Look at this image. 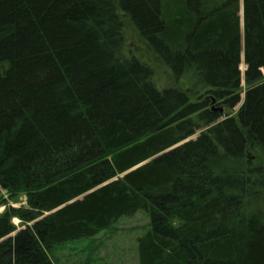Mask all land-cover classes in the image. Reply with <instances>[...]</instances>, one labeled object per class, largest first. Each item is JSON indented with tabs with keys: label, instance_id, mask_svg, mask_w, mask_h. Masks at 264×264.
I'll return each mask as SVG.
<instances>
[{
	"label": "trees",
	"instance_id": "16d2710c",
	"mask_svg": "<svg viewBox=\"0 0 264 264\" xmlns=\"http://www.w3.org/2000/svg\"><path fill=\"white\" fill-rule=\"evenodd\" d=\"M2 191L0 264L138 210L137 264H264V0H0Z\"/></svg>",
	"mask_w": 264,
	"mask_h": 264
},
{
	"label": "rangeland",
	"instance_id": "374dc122",
	"mask_svg": "<svg viewBox=\"0 0 264 264\" xmlns=\"http://www.w3.org/2000/svg\"><path fill=\"white\" fill-rule=\"evenodd\" d=\"M124 33L127 41V54L139 59L152 70V80L156 86L162 88L167 85H176L171 71L156 61L127 18H124ZM244 67L242 62L240 64L242 73ZM186 82L187 80L184 79L181 84L186 85ZM241 84L242 89H244L243 80ZM214 106L218 107L216 104ZM224 112L234 115L235 108L233 110L224 107ZM252 155L250 156L251 159L254 158ZM0 200H2L0 212L7 206L19 208L26 205L25 195L21 193L11 196L7 191H2ZM3 200L6 201L5 204H3ZM12 222L17 227L21 225V221L17 217H13ZM148 225L149 218L144 210H138L131 215L120 217L110 229L101 231L93 238L92 243L99 246L93 253H89L88 248V245H91V239L82 238V240L58 246L55 252L58 264H83L85 259H88L87 264H137L135 241Z\"/></svg>",
	"mask_w": 264,
	"mask_h": 264
},
{
	"label": "water",
	"instance_id": "95a60500",
	"mask_svg": "<svg viewBox=\"0 0 264 264\" xmlns=\"http://www.w3.org/2000/svg\"><path fill=\"white\" fill-rule=\"evenodd\" d=\"M212 102H214V99L212 98ZM216 110L222 111L223 108L222 107H218Z\"/></svg>",
	"mask_w": 264,
	"mask_h": 264
},
{
	"label": "flooded vegetation",
	"instance_id": "af4514ba",
	"mask_svg": "<svg viewBox=\"0 0 264 264\" xmlns=\"http://www.w3.org/2000/svg\"><path fill=\"white\" fill-rule=\"evenodd\" d=\"M217 109V108H216Z\"/></svg>",
	"mask_w": 264,
	"mask_h": 264
}]
</instances>
